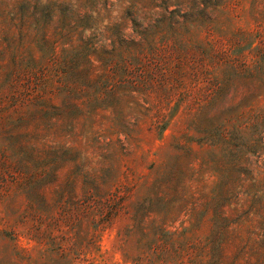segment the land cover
Listing matches in <instances>:
<instances>
[{
    "label": "rangeland",
    "instance_id": "374dc122",
    "mask_svg": "<svg viewBox=\"0 0 264 264\" xmlns=\"http://www.w3.org/2000/svg\"><path fill=\"white\" fill-rule=\"evenodd\" d=\"M0 264H264V0H0Z\"/></svg>",
    "mask_w": 264,
    "mask_h": 264
}]
</instances>
